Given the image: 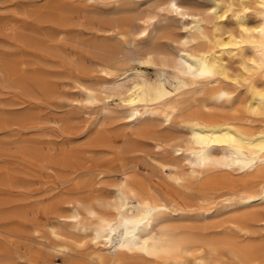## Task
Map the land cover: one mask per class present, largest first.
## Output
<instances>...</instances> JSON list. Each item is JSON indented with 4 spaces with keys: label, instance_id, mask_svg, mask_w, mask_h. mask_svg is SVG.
Here are the masks:
<instances>
[{
    "label": "bare ground",
    "instance_id": "bare-ground-1",
    "mask_svg": "<svg viewBox=\"0 0 264 264\" xmlns=\"http://www.w3.org/2000/svg\"><path fill=\"white\" fill-rule=\"evenodd\" d=\"M255 2L251 15L246 0H166L151 4L136 21L123 19L134 38L143 40L134 41L131 54L158 65L163 75L151 79L142 69L123 71L125 76L100 86L99 93L87 86L85 99L125 96L129 133L154 137V147L169 152L175 162L164 164L168 180L198 201L200 219L193 221L191 205L172 208L140 160L122 157L110 171L112 197L96 199L103 209L78 201L65 216L73 233L94 249L91 259L97 263L264 264V127L252 123L253 116L264 115V0ZM111 19L107 32L122 25ZM175 27L180 30L176 34ZM163 37L167 41L159 47ZM232 57L239 58V66ZM107 69L102 68L110 73ZM168 70L174 75L171 87ZM155 119L161 130L144 126ZM98 176L97 184L105 182L104 173ZM222 215L228 216L224 222L236 225L238 235L222 233ZM55 250L67 257L63 264H84L68 245Z\"/></svg>",
    "mask_w": 264,
    "mask_h": 264
},
{
    "label": "rangeland",
    "instance_id": "rangeland-1",
    "mask_svg": "<svg viewBox=\"0 0 264 264\" xmlns=\"http://www.w3.org/2000/svg\"><path fill=\"white\" fill-rule=\"evenodd\" d=\"M121 1L0 0V264H63L67 257L55 250L59 245H68L84 264H99L91 259L94 249L87 239L73 233L65 216L78 201L103 209L96 199L112 197L114 177L109 175L122 157L140 160L172 208L191 205L193 221L200 219L198 201L168 180L164 164L175 162L169 152L154 147V137L129 133L125 96L85 99L87 86L99 93L124 72L142 69L151 79L163 75L158 65L131 54L143 40L134 38L123 19L136 21L151 4L166 0ZM246 2L253 15L258 5L255 0ZM171 14L167 13L173 21ZM111 18L122 20V25L107 32ZM175 28L174 34L180 31ZM160 39L158 46L163 47L167 38ZM238 59L231 58L235 66ZM166 76L171 87L174 75L168 70ZM253 118V126L264 127V115ZM143 123L152 131L162 128L157 119ZM99 173L106 178L97 184ZM228 216L218 218L222 233L238 235L234 223L224 222ZM53 230L65 238H56Z\"/></svg>",
    "mask_w": 264,
    "mask_h": 264
}]
</instances>
